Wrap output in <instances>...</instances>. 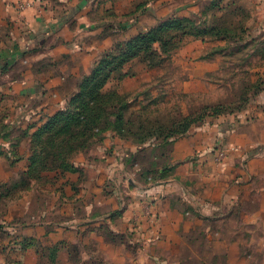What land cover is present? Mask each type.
<instances>
[{
    "label": "rangeland",
    "instance_id": "1",
    "mask_svg": "<svg viewBox=\"0 0 264 264\" xmlns=\"http://www.w3.org/2000/svg\"><path fill=\"white\" fill-rule=\"evenodd\" d=\"M28 5L13 3L19 14ZM88 11L71 25L95 24L96 40L48 42L82 47L46 69L61 81L47 77L29 95L0 82V264H264L263 224L245 222L255 207L219 213L212 184L175 155L194 126L264 92V0H91ZM157 27L173 35L168 52L156 42L155 57L111 74L94 134H44L73 115L108 54ZM203 108L202 120L164 139L165 125ZM222 149H210L214 164L225 163Z\"/></svg>",
    "mask_w": 264,
    "mask_h": 264
},
{
    "label": "crops",
    "instance_id": "2",
    "mask_svg": "<svg viewBox=\"0 0 264 264\" xmlns=\"http://www.w3.org/2000/svg\"><path fill=\"white\" fill-rule=\"evenodd\" d=\"M15 1L0 0V68H8L0 73V82L30 94L39 83L62 80L47 76L46 69L55 67L56 55H68L82 48L76 43L68 46L69 39L83 33L93 42L97 38L92 35L97 32L92 29L95 24L85 30L81 25H71L86 19L91 0H59L63 3L60 10L53 7L56 0H27L28 8L20 14L13 6ZM55 35L61 42L66 40L56 49L48 44ZM88 49L83 48L85 52ZM218 142L228 154L223 165L214 164L209 152ZM181 146L182 152L175 154L176 159L190 160L186 164L189 173L195 165V173L203 176L198 182L203 187L212 184L213 208L220 213L226 203L230 209L253 205L254 215L248 212L245 222L257 221L264 228V92L243 111L194 126L182 138Z\"/></svg>",
    "mask_w": 264,
    "mask_h": 264
},
{
    "label": "trees",
    "instance_id": "3",
    "mask_svg": "<svg viewBox=\"0 0 264 264\" xmlns=\"http://www.w3.org/2000/svg\"><path fill=\"white\" fill-rule=\"evenodd\" d=\"M179 27L183 28L184 25L182 22H179ZM183 33H187V30H181ZM173 35L166 36L162 32V28L157 27L151 29L148 33L144 35H140L136 37L134 41L128 42L126 46L121 47L119 53H111L108 54L106 59L98 66L96 72L93 73L90 78L91 84H89V88L85 91L84 96L81 98L80 103L76 104L75 110L70 113L72 116L65 115L57 121L58 124L51 125L44 130V134H48L53 130L57 131L59 134L61 131L65 130L68 135L72 138H78L80 135H92L95 133V128L98 126V121L100 118V110L105 106V102L102 99H109L113 95L105 94L102 91L106 81L115 71L119 70L124 61L142 56L146 58H153L155 54H158L157 49L154 47L156 42L161 43V46L165 52H168V43L172 40ZM115 95V93H114ZM241 105L238 106L240 108ZM217 107H214L215 109ZM238 110V109H237ZM233 110L231 113H233ZM208 113L207 108H203L201 111L196 114L191 115L190 117H186L185 120L180 122H174L171 125H165V131L163 134L164 139H167L179 132H185L194 122L202 120ZM62 119V124H60V128H57L59 125V121ZM66 120V122H64ZM55 122V123H56ZM64 122V124H63ZM155 127V126H151ZM143 128L142 130H144ZM50 134V133H49ZM148 132L146 135H149ZM48 154H57L54 152V149L48 150ZM60 167H68L67 163L61 162L58 164ZM44 167V166H39Z\"/></svg>",
    "mask_w": 264,
    "mask_h": 264
},
{
    "label": "built area",
    "instance_id": "4",
    "mask_svg": "<svg viewBox=\"0 0 264 264\" xmlns=\"http://www.w3.org/2000/svg\"><path fill=\"white\" fill-rule=\"evenodd\" d=\"M225 154H226V150H220L219 151V155H220V160L223 161L224 157H225Z\"/></svg>",
    "mask_w": 264,
    "mask_h": 264
}]
</instances>
